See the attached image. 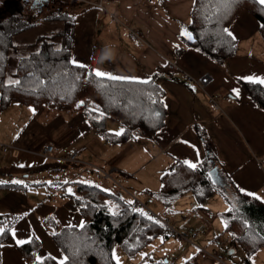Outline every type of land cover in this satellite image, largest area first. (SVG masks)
<instances>
[{"label": "crops", "instance_id": "0c3cea01", "mask_svg": "<svg viewBox=\"0 0 264 264\" xmlns=\"http://www.w3.org/2000/svg\"><path fill=\"white\" fill-rule=\"evenodd\" d=\"M56 1L75 16L73 60L89 69L134 78L128 80H148L157 72L156 79L166 92L167 124L153 137L132 135L123 142L109 143L82 113L42 107L30 113L26 122L16 126L20 116L3 121L0 109V141H5V144L0 143V167H35L45 162L63 161L70 148L86 146L88 149L83 160L112 171V177H105L86 171L84 165L78 163V166L69 165L50 177L44 175L46 178L38 181L29 180L25 173L0 174L3 179L7 178L5 184L21 181L20 184L26 185L20 188L0 186V214L24 215L12 227L15 236L11 230V238L3 244L2 264H27L17 240H30L34 236L41 242V256L51 254L57 261L64 256L43 220L52 216L61 225L85 223L70 196L76 190L70 183L73 179L85 180L115 192L110 189L113 185L109 183L108 187L103 180L111 178L116 181L114 178L118 177L122 190L118 194L129 195L136 204L139 200L135 197H140L162 209L163 203L157 197L162 188V176L176 168L179 162L189 160L200 164L206 160L210 164L211 178L218 186L223 187L231 178L240 189L255 193L264 201V108L251 99L242 85L247 82L244 77L264 76V34L258 17L243 10L228 26V31L238 41V49L220 65L195 48L178 51L186 38L181 35L182 30L190 33L188 24L195 0H103V6L99 5L100 0ZM127 26L141 30L146 41L138 43L130 39ZM64 27L63 20H43L16 34L14 48L9 52L6 82L17 80L15 74L20 58L40 50L41 36H51ZM54 41L58 47L62 44L61 37L54 38ZM109 50L113 58L102 61L100 57ZM174 56H177V65L171 67L168 63ZM185 72L197 76L209 72L216 80L203 88L188 82L184 78ZM234 89L239 90V95ZM211 94L216 97L217 106L210 101ZM18 105L22 104L13 102L4 112L14 107L19 109ZM20 110L26 109L21 107ZM121 128L125 130L118 118L106 123V130L112 133ZM48 143L55 145V159L37 154ZM3 145H8L7 151ZM62 179L68 184H57ZM217 192L209 198L220 201L213 197ZM183 197L169 207L163 204L170 217L167 213L166 217L162 215L182 231L198 233L195 241L198 238L202 246L186 242L176 250L183 259L182 264H230L225 256V262H221L212 255L217 251L224 254L226 249L230 256H234L241 248L225 233V221L215 226L210 220L214 201L193 206L197 200L192 194ZM186 199L193 203L192 209L204 213L184 212ZM223 200L220 215L229 208L224 197ZM147 207L140 208L150 214L154 212ZM205 214L207 219L203 216ZM160 236L163 239L159 241L164 244H169L170 237H174L168 232ZM210 247L214 250L208 251ZM174 252L168 250L169 254ZM244 257L245 253L241 258L237 256V264H243ZM165 263H170L167 256Z\"/></svg>", "mask_w": 264, "mask_h": 264}, {"label": "trees", "instance_id": "16d2710c", "mask_svg": "<svg viewBox=\"0 0 264 264\" xmlns=\"http://www.w3.org/2000/svg\"><path fill=\"white\" fill-rule=\"evenodd\" d=\"M7 0H0V109L4 110L13 102L35 108L49 107L82 113L93 128L103 135L109 143H120L133 135L138 129L144 136L153 137L167 124L168 109L165 104V89L156 79L155 72L149 83L142 80L112 81L88 75L89 68H79L72 63L75 16L61 2L56 0H20V11L4 12ZM247 10L262 22L264 34V6L256 0H235L225 9L221 0H195L190 14L188 29L192 40L183 38L179 53L187 48H195L216 63L222 65L237 53L238 41L223 32L243 11ZM215 13V14H214ZM43 20H63L62 31L51 36H41V47L27 57L19 59L16 78L19 85L6 82L9 52L14 48V36ZM61 37L58 47L54 38ZM79 76V79H75ZM251 99L264 108V85L242 82ZM81 101L83 103L81 104ZM93 109H96L93 111ZM103 113V116L100 115ZM159 113V115H157ZM118 118L125 130L115 135L106 130L109 119ZM78 163L52 161L35 167L10 165L0 167V174L34 173L39 171H60ZM162 188L158 199L167 207L178 199L192 194L199 204L220 191L229 208L221 213L227 228L225 233L231 242L241 247L245 253L243 264H252L251 256L264 246V201L245 195L228 178L223 187L218 186L210 175V164L203 161L196 170L189 169L179 162L174 170L162 176ZM62 179L57 184L66 185ZM75 192L70 196L76 202L85 218L84 227L61 225L50 216L43 223L55 244L68 256L67 264H116L112 258L114 249L122 247L128 254L144 248L160 234H167L168 228L153 217L149 220L136 209H141L126 195L85 180L73 179ZM68 184V183H67ZM12 188L25 184L0 183ZM131 201L132 203H128ZM233 209L229 211V209ZM115 211L118 214L112 215ZM24 215L0 214V224L5 232L0 234V264H2L3 244L11 238V230ZM250 225L247 227L245 224ZM53 233H56L53 235ZM234 234V235H233ZM254 237V238H253ZM30 243L19 245V251L27 264H38L37 257L44 258L43 264H58L51 254L40 255L41 242L37 237ZM79 249L73 256L74 250Z\"/></svg>", "mask_w": 264, "mask_h": 264}, {"label": "rangeland", "instance_id": "374dc122", "mask_svg": "<svg viewBox=\"0 0 264 264\" xmlns=\"http://www.w3.org/2000/svg\"><path fill=\"white\" fill-rule=\"evenodd\" d=\"M18 107H20V108L22 107V110L26 109V110H24V111H26V114H24V111L21 112L20 108L19 109H15V107H14V108H10L9 110H7V112H4L5 110H2L3 113L1 114V120L4 121V120H8V119H15L18 116H20L18 121L16 122V126H17L19 124H23L24 122H26V120L28 119V115L30 113L36 112V110H37V108H35L34 106H26V105L23 106V104L22 105H18ZM24 116H26L27 118L24 117ZM4 142L5 141H0V143H4ZM55 173H56L55 171H46V170H44V171H39V172H34V173H25V174H28L29 180L38 181V180L45 179L46 178L45 176H49L50 177L51 175H53ZM7 175H9V174H7ZM114 179L116 181H114L113 179L109 178V179H106V181L103 180V183H105L106 186H108V187H110V185H113V187H111L110 189L114 190L116 193H122L121 187L118 184L120 182L118 180L119 178L117 177V178H114ZM0 180L7 181V178L3 179V177L0 176ZM109 183H110V185H107ZM215 195L216 196H213V197H218V199H220V201L219 200H216V201L212 200V199H216V198H209V200L206 199L202 205L208 203V201H214L213 202V208H212L213 217L210 220L213 221V225L215 224V226H217L218 223H224L223 222L224 219L220 215V212L222 210L221 206H223V201L224 200H223V197H222L221 193L217 192V194H215ZM126 196L129 199H132L129 195H126ZM192 196L194 197V195H192ZM135 198L140 201V204H139L140 207H143V208L145 207L146 208L148 206L147 207L148 210L154 211V212H156L158 214H161V215L166 217L165 214L167 212L164 209V206H163V204L160 201H159V203L162 204V209H157L150 202L149 203L145 202L143 199H141L140 197H137V196ZM183 198L184 197H182L181 199H183ZM194 203L195 204L193 206H198V204H197L198 202L194 201ZM183 204L186 206V208L184 209V212H186V210H188V214L194 213V211L204 213V212H202V210H198V209L194 210V209H192V208H194L193 206H191L193 203H191V201H188L187 199H186V201ZM168 216L170 217L169 214H168ZM203 216L206 217V214L203 215ZM206 219H207V217H206ZM177 228H179V227H177ZM159 239H163L162 236L158 235L153 240H151L144 248H142L141 250H139L138 252H136L134 254H128L120 246L116 247L114 249V251H115L116 255L119 256V258H120V264H182V262H183L182 260L183 259H182V257H179V255L176 254V250L179 249L178 247L180 245H183L186 242H184L182 240H176L172 236L170 237L169 244L168 243L167 244L161 243L159 241ZM195 242L198 244V246H202V245H199L200 241H199L198 238L196 239ZM213 243H215V242H213ZM210 249H212V250H210ZM210 249H208V251H213L214 250L213 247H210ZM168 250L169 251L172 250V251H175V252L172 253V254L171 253L169 254ZM224 251H225L224 252L225 255L224 254L223 255L225 256V259L230 264H237V256H239L240 258L244 256V251H243L242 248H239L238 254L236 253V255H234V256H230V254L227 253L226 249ZM165 256H167L169 258L170 263H165ZM173 259H175V260L173 261ZM251 260H252L253 264H264V246L261 247L257 252H255L251 256Z\"/></svg>", "mask_w": 264, "mask_h": 264}, {"label": "built area", "instance_id": "2783aa9c", "mask_svg": "<svg viewBox=\"0 0 264 264\" xmlns=\"http://www.w3.org/2000/svg\"><path fill=\"white\" fill-rule=\"evenodd\" d=\"M99 5L103 6V0L99 1ZM120 22L125 25V23L123 21L120 20ZM127 29H128L127 33H128V36L130 39H132L138 43H144L146 41L144 34L141 30L136 29V28H132V27H128V26H127ZM176 60H177V56H174L173 58H171L169 60L168 64L171 67H175L177 65ZM184 78L188 82L197 83L203 88H207L208 85L214 83L216 80L215 76H213L209 72H207L201 76H197L191 72H185ZM210 101L214 105L217 106L216 97L212 94L210 95ZM133 135L138 138V137L142 136V133L140 132V130L135 129V130H133ZM3 149H4V151H7L8 145H3ZM54 149H55V145L53 143H48V144L43 145L41 147V149L37 152V154L43 158H46V159H55V156L53 155ZM87 149L88 148L86 146L79 147V148L72 147L69 149V152L66 155V157L63 158V161L83 164L85 170L88 172H96V173L103 175L105 177H112V171L111 170L110 171L104 170L103 168L95 165L94 163L82 159V156L87 151ZM172 170H174V168H171V171ZM136 202L138 205L140 204L139 201H136ZM151 214L156 220L162 222L165 226H167L168 233L172 234L177 240H182V241H185L188 243L195 244V238L198 234L196 231H193L191 233L182 231L180 229H177L175 226L171 225L170 222L166 218H164L162 215L154 213V212ZM212 255L216 260H219L221 262H225L224 255L221 252L217 251V252L213 253Z\"/></svg>", "mask_w": 264, "mask_h": 264}, {"label": "snow or ice", "instance_id": "6c2138e0", "mask_svg": "<svg viewBox=\"0 0 264 264\" xmlns=\"http://www.w3.org/2000/svg\"><path fill=\"white\" fill-rule=\"evenodd\" d=\"M257 3H259L260 5L264 6V0H256ZM221 3L224 5L225 9H229L231 7V5L233 3H235V0H221ZM215 14V13H214ZM223 32L226 33L229 37H232V39L234 40L235 37L233 36V34L228 31V29H223ZM181 35L186 37L188 40H192L193 36L185 29L182 30ZM178 47V46H177ZM72 63L74 65H76L79 68H87V65L84 64H80L78 61L73 60ZM88 75L90 77H96L99 78L101 80L103 79H107V80H112V81H121V80H128V79H134V78H130V77H122V76H118V75H113L111 73L108 72H104L101 71L99 69H92L89 71ZM75 79H79V76H76ZM244 80H246L247 82L253 83V84H257V85H264V76H248V77H244ZM140 83H149L150 81L148 80H142L139 81ZM21 82L19 80H9L8 84L9 85H19ZM237 95H239V90L238 89H234L233 90ZM83 103V101H81V104ZM96 109H93V111H95ZM101 116H103V113H100ZM157 115H159V113H157ZM124 133V129L121 128L120 131L116 132L115 135L119 136L122 135ZM189 169L191 170H196L199 167V162H192L189 160H185L183 162ZM0 183H6L5 181H0ZM13 183H22L21 181H13ZM105 191H108L107 189H105ZM240 191L242 193H244L245 195L248 196H253L256 199H262L261 197L257 196L255 193H251V192H246L244 189H240ZM69 192H71V189H69ZM128 203H132L131 201H129ZM233 209H229V211H232ZM136 211L140 212L142 215L147 216V218L149 220H153V217L148 216L147 213H144L142 209H136ZM118 213L113 211L112 215H117ZM155 223H159V221H154ZM245 224L247 227H251L250 225H247V222L245 221ZM81 228L84 227V224L81 223L79 225ZM225 227L227 228V223H225ZM5 232V227L4 226H0V234H3ZM56 233H53V235H55ZM12 235L15 236V230H12ZM234 235V234H233ZM254 238V237H253ZM31 241L29 240H24V239H18L17 243L20 245H23L25 243H30ZM79 249L74 250L73 252V256H75L78 253ZM112 258L116 261V264H120V258L119 256L116 255L115 251H113L112 253ZM43 259L41 257H37V262L38 264H43ZM51 259H57L56 257H51ZM69 257L68 256H63L62 258L59 259L58 264H67ZM73 264H76L75 261H73Z\"/></svg>", "mask_w": 264, "mask_h": 264}, {"label": "water", "instance_id": "95a60500", "mask_svg": "<svg viewBox=\"0 0 264 264\" xmlns=\"http://www.w3.org/2000/svg\"><path fill=\"white\" fill-rule=\"evenodd\" d=\"M16 10L17 11L21 10L20 0H15V1L7 0L5 2L4 9H3L4 12L6 11L14 12Z\"/></svg>", "mask_w": 264, "mask_h": 264}, {"label": "clouds", "instance_id": "9594fccd", "mask_svg": "<svg viewBox=\"0 0 264 264\" xmlns=\"http://www.w3.org/2000/svg\"><path fill=\"white\" fill-rule=\"evenodd\" d=\"M113 58V54L111 53V51L109 50L108 52H106L104 55H102L100 57V59L103 60H108V59H112Z\"/></svg>", "mask_w": 264, "mask_h": 264}]
</instances>
